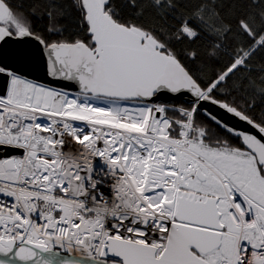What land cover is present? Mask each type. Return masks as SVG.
<instances>
[{
	"label": "snow or ice",
	"instance_id": "6c2138e0",
	"mask_svg": "<svg viewBox=\"0 0 264 264\" xmlns=\"http://www.w3.org/2000/svg\"><path fill=\"white\" fill-rule=\"evenodd\" d=\"M0 49V264H264V0H0Z\"/></svg>",
	"mask_w": 264,
	"mask_h": 264
},
{
	"label": "water",
	"instance_id": "95a60500",
	"mask_svg": "<svg viewBox=\"0 0 264 264\" xmlns=\"http://www.w3.org/2000/svg\"><path fill=\"white\" fill-rule=\"evenodd\" d=\"M28 52V55L20 59L13 55L15 51H17L15 46H10L8 49L7 62L14 68L19 70L21 73L25 74L28 78L34 79L38 82L46 83L48 86H57L56 82L48 76L47 74V60L44 55L41 54L39 46L35 45L34 42L26 46L25 49ZM2 52V49H0ZM2 58V57H0ZM178 100H173L171 102H175ZM183 101V100H182ZM213 111L224 117L225 120L232 122V117L224 114L219 109H213ZM8 155V153L0 154V158ZM61 257H67L69 259H80L83 261V257L74 256L66 253L59 252Z\"/></svg>",
	"mask_w": 264,
	"mask_h": 264
},
{
	"label": "built area",
	"instance_id": "2783aa9c",
	"mask_svg": "<svg viewBox=\"0 0 264 264\" xmlns=\"http://www.w3.org/2000/svg\"><path fill=\"white\" fill-rule=\"evenodd\" d=\"M97 167L98 168H102L104 166H103L102 162H99L98 161L97 162ZM89 191H91V189H89ZM100 191L103 192V193H105L107 195L108 189L106 187H102L100 189ZM56 251L61 252V253H66V254L74 255V256L83 257V258L86 257V255H87L86 253L81 252L79 250H73V252L68 253V252H65L63 249L57 248Z\"/></svg>",
	"mask_w": 264,
	"mask_h": 264
},
{
	"label": "trees",
	"instance_id": "16d2710c",
	"mask_svg": "<svg viewBox=\"0 0 264 264\" xmlns=\"http://www.w3.org/2000/svg\"><path fill=\"white\" fill-rule=\"evenodd\" d=\"M21 2H23V0H21ZM41 26H42V25H41ZM171 103H173V104H181V103H183V101H182V100H178V101L171 102Z\"/></svg>",
	"mask_w": 264,
	"mask_h": 264
}]
</instances>
